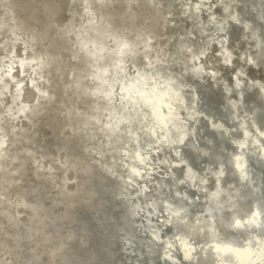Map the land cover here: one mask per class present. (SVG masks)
<instances>
[{
	"label": "bare ground",
	"instance_id": "bare-ground-1",
	"mask_svg": "<svg viewBox=\"0 0 264 264\" xmlns=\"http://www.w3.org/2000/svg\"><path fill=\"white\" fill-rule=\"evenodd\" d=\"M200 1L219 29L178 0H0V264H122L131 220L117 151L130 160L132 136L149 140L146 115L115 95L125 80L171 78L215 103L238 89L264 122V0ZM248 179L209 168L217 233L264 204V164Z\"/></svg>",
	"mask_w": 264,
	"mask_h": 264
},
{
	"label": "water",
	"instance_id": "water-1",
	"mask_svg": "<svg viewBox=\"0 0 264 264\" xmlns=\"http://www.w3.org/2000/svg\"><path fill=\"white\" fill-rule=\"evenodd\" d=\"M178 3L219 29L200 5L207 1ZM228 14L234 15V10ZM170 79H127L116 90L115 95L122 90L135 109L146 115L142 120L149 139L145 142L132 136L130 160L122 149L117 151L126 181L122 200L131 220L129 233L118 244L121 263L198 264V256L203 255L211 264H264V204L253 202L246 214L230 216L222 225L229 235H221L209 222L217 196L205 181L212 167L227 170L248 185L251 169L264 164V136L259 132L264 131V122L258 116L252 119L248 100H240L238 89L215 103L204 90L187 89L183 82L171 84ZM256 88V95L263 98L264 86ZM233 101L240 106L233 107ZM204 134L208 150L200 151L196 139ZM179 160L184 163L172 164ZM149 192L152 196H147Z\"/></svg>",
	"mask_w": 264,
	"mask_h": 264
}]
</instances>
